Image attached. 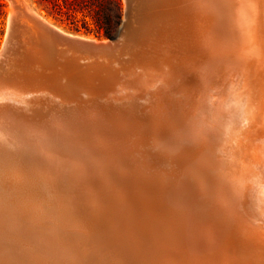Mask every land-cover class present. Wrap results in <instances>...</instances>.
Instances as JSON below:
<instances>
[{
    "label": "rangeland",
    "instance_id": "1",
    "mask_svg": "<svg viewBox=\"0 0 264 264\" xmlns=\"http://www.w3.org/2000/svg\"><path fill=\"white\" fill-rule=\"evenodd\" d=\"M119 1L121 3V13H120V18L118 20V25L116 26L114 24H116V21H117V19H116L117 11L113 6L109 5L104 0H26V2L29 4V6L32 8V10L37 15H39L40 17L47 20V22H49L51 25L55 26L56 28L60 29L61 31H63L66 34L73 35L76 37H81V38L88 39V40L106 41V40L114 37L115 34L117 33V31L120 29L123 21L126 23L127 19L129 18L127 26H130V28L132 27L131 28L132 32L128 36L129 39L127 40V43L125 45V48L127 47L128 49H126L120 57L113 59V61L110 63L109 66H106V65L102 66L100 69V74L98 72V74L93 77L95 79L93 81V84H90L89 82H87V84L85 82L83 83V81L79 79L78 82H80L82 89H76V90H78V92L77 91L76 92H77L78 96H81L80 94H83V95L88 94V96H86V98H83L86 100H88V97L90 94L88 105L91 106L90 107V108H92L91 111H94V112H96L97 110H100L102 107H103V109L107 108L108 105L109 106L110 105L111 106L112 105H119V104L123 103L124 101H125L124 104H127V105L128 104H130V105L134 104V108L130 107V108H124L122 110H118V111H116L117 112L116 117H113V118L111 116L109 117L108 116L109 114H102L100 117L98 116V118H95V119H92V118L85 119L84 120L85 121L84 122V124H85L84 128L80 127V129H79V127L78 128L76 127L75 129H66V130H64V131H66L65 133L64 132L60 133L55 129V127L52 126L51 122L55 121V120L51 116H48V117L36 116L33 118H29L28 120H22L21 121V120H19L18 117H14V114L11 112V109H13V108L15 109L16 106L13 107L12 105L11 106L9 105L10 106L9 107L7 105L6 107L5 106L3 107L2 111L4 110L5 112L4 111L2 112L3 121H2V119L0 121V149L2 150V151L0 150V153H2V154H0V158H1L0 161L2 162V163L0 162V166H1L0 167V195H3V197L2 196L0 197V208H1L0 209V234H1L0 235V254L2 253V255H0L1 256L0 260L3 259V260H1V261L5 262L3 264H6V263L7 264H29L30 262H31L30 264H42V263L43 264H80V263L81 264H95V263L96 264H109L108 261H110V260H112V261H110V264L111 263L118 264V262H121L119 264H122L123 262H124V264H139V263H141V264H169V263L173 264L174 261H175L174 264H177V263L178 264H234V262H235V264H251L249 261H251V260L253 261L252 257L254 256L255 260L260 261V262H258V264H264V247L262 248L263 251L260 250L258 245H256V244H254L252 248L246 247V242H244V241H247L248 238H252V237L248 236L247 234L246 235L242 234L241 231L239 232L237 230V228L233 229V232L227 231L226 230L227 225H226L225 221L223 220V217H221V212L218 211V213L216 214L215 212H217V211L213 212L212 210H210L211 207H212V209H215V207H213L211 205V204L214 205V201H213L212 197L211 198L209 197L211 195L209 193V190H210L209 187L212 185V187L215 186V188H217L218 182H217V178L215 176L216 175L215 169H214V167H211V162L208 161V159H206L204 155H201L198 150H195L196 147L194 149H191L193 146H192V142H191L190 138L197 136L199 134V132H198V129L192 123H190V124L187 123L189 120V116L191 114L189 115L190 110L189 109L186 110L184 105H188V103H190L189 100L191 99V94L193 93V91H195L196 89L202 91V92H199V91L197 92V90H196L194 92L195 94L197 93L199 95L200 93L202 94L204 92V90H203V87L201 88V86L199 84H198L199 85L198 88H197L198 85H196V84L192 85L193 88L195 87L196 89L188 87L190 85L187 84L184 76L180 75L181 73H179V71L181 72V70L197 71V68L199 66L198 61H197L198 64L196 66L191 65L190 57H192V56L188 55V54H190L189 52H188V54L182 53L181 55H177L178 50H179L178 47L180 46V43L183 40V35L181 34V33H183V30L180 27H179V29H177L178 27H176V28L172 29V32L170 31L171 35L168 34V32H166L164 30H160L159 37L157 38L156 36H154L153 22L154 21L156 23L160 22L163 25V23H165V21H166L165 16L163 17L165 11L168 10L167 11V21H168V17H171V15L173 13L171 11V9L166 7V0H132L131 4L133 6L132 5L130 6L131 7L130 11L128 10V13H127V15L129 17L126 16V18H125L126 0H119ZM84 2L93 3L94 7L84 8L85 5H87V3L84 4ZM77 3H78V5H75ZM82 3L84 5H82ZM0 5L2 6V10L4 12V16L0 21V50H1L4 46V43H5V36H6V31H7V24H8V18L10 15L11 4L8 0H0ZM154 6H156V8L159 10V12H160L159 16L153 15V7ZM161 6H164V8L162 10H160ZM194 11H196V9H194ZM195 13H198V12H195ZM107 16H109L113 22V27H112L113 30H112L110 37H105V29H103L104 26H102V24H105ZM142 16H144V17H142ZM98 22H100V24ZM127 29H128V27H127ZM176 30H178V32H175ZM151 31H153V32H151ZM164 36H167L166 38L167 39L170 38V40L166 39V41H163V39L161 37L165 38ZM194 37L195 36H192V37H190V39L192 40ZM161 40L163 41L162 43H167V41H168L172 45L175 44V45H177L176 46L177 48L174 49L173 51H171V50L162 51ZM154 41H156V43H154ZM159 43L161 46H159ZM192 43H194L193 44L194 48H197L196 47V40H193ZM138 44H139V46H138ZM149 47H151V48H149ZM141 48H143V49H141ZM129 51H131V52H129ZM126 52H128L129 54H127ZM125 57H128V58H125ZM166 58L169 59L170 61L166 60ZM133 59L136 61H134ZM137 60H139V61H137ZM167 62H170L171 64H167ZM34 64L35 63L30 61L28 65L30 67H32ZM131 64H133V65H131ZM35 65H37V64H35ZM127 65L129 67H127ZM133 66H134V68H133ZM150 66H151V68H150ZM161 66H163V67H161ZM131 68L134 70L135 73L133 72V70ZM161 68L163 70H165L166 72H168L170 74V77L168 78V82L164 84V88H165L166 92L165 91L161 92V94L162 93L163 94L160 96L159 95L157 96V94H159L161 89L158 90V88H157L158 86L154 85L152 77H153L154 73L158 72L157 69L162 70ZM143 69H144L145 73L143 72ZM147 70H148V72H147ZM35 71H34V73L29 74V75H27L28 73L26 72V75H27L26 77H29V79H26V80L19 79L18 83L16 82L13 84L11 82V78L12 79L15 78L14 77L15 71L14 70L9 71L8 69H6V71H4L2 76H4V75H5L4 77L8 76L7 79H9V77H10V82L13 84L11 86L12 87L15 86V89L10 87V89L7 91L6 89H1V87H0V99L2 96H7V97H14L15 96L14 99L16 98V100L18 99L21 101L23 99L22 94H25V93L29 92V90H32L34 88H37L36 89L37 91L43 92V89H45V88L43 85H41L40 81H38L40 75L37 74V71L36 72ZM137 71L139 72V74L140 73L141 74L140 75L137 74L138 73ZM146 72H147V74H146ZM127 76H128V78H127ZM150 77L152 79H150ZM18 78L19 77H18V74L16 72V78H15L14 82L16 80H18ZM112 80H113V82H111ZM107 81L109 84L107 83ZM173 81H175V82H173ZM177 81L182 84L181 87L176 86V84L178 83ZM184 81H185V83H184ZM172 84H174V85H172ZM51 85H50V87H51ZM83 87H84V89H83ZM169 87H170V89H169ZM18 89H20V90H18ZM85 89H87V91H85ZM82 90H84V91H82ZM80 91H82V92H80ZM119 92H123L124 95L122 93H119ZM113 93H114V95H113ZM119 94H121V95H119ZM125 94L133 96L134 101H132V100L129 101L130 99L128 100L127 98H125L124 97ZM109 95L110 96L112 95V96L110 97ZM117 95H119V96H117ZM105 96L107 99L105 98ZM199 96H201V95H199ZM115 99H117V101ZM178 99L181 100V104H182L180 111L177 108V104H176V101ZM166 100H171L172 102L169 103V105H167ZM106 101L108 102V104ZM110 102H111V104H109ZM126 102H128V103H126ZM5 103L11 104V102H5ZM161 103L163 105H165L168 110H170L172 112H177L179 115H181L183 117H174L172 115H169V116L158 118V116H156L155 114L159 109V104H161ZM94 104L96 107H94ZM229 105L230 104H228L227 107ZM8 107L9 108L12 107V108L9 109ZM227 107H226V109H227ZM144 109H146V110H144ZM6 112H8V113L5 114ZM124 112H126V113H124ZM127 113L130 114V118L125 116ZM186 115L188 116V119L184 118ZM7 116H9L10 118L8 119ZM12 116L14 119L12 118ZM117 119L120 121H118ZM5 120H7L10 123H8ZM125 120H129V122L133 123V125L129 126V124L126 123L127 121H125ZM19 122H20V125H18ZM28 122H30V123H28ZM96 122H97V124H96ZM154 122L162 123V125L159 124V126L162 128V130L157 129V127H155L153 125ZM13 123H14L15 128L14 129L8 128L7 125L13 126ZM104 123H106V124H104ZM136 123H139V124L136 125ZM149 123H151V124H149ZM187 124L190 125L191 128H190V126H187ZM137 126H139V127L143 126V127L139 128ZM16 127L18 129H16ZM40 127H43V130H39ZM31 128H33V130ZM34 128H35V130H34ZM26 129H27V131L28 130L29 131L27 132ZM106 129H108V130H106ZM113 129H116V130H113ZM17 130H18V132H17ZM37 130L40 131V133H37ZM104 130H105V133H104ZM159 130L162 132L159 133L158 132ZM12 131H14L16 134ZM197 132H198V134H197ZM84 133H85V135H84ZM87 133H89V135H87ZM8 135L11 136V140L14 143H9L10 138ZM13 136H14V138H13ZM118 136H120V137H118ZM4 137H6V138H4ZM7 137L9 139H7ZM60 138H62V139H60ZM118 138H120V139H118ZM3 139L4 140L7 139V140L3 141ZM64 139H66V140H64ZM220 140H221V138L219 139V141ZM7 141H8L9 145L7 144ZM107 142H108V144H107ZM48 143L49 144L51 143V144L49 145ZM223 143L221 145V148L223 147V145H226ZM70 144H71V146H70ZM10 145H12L13 147ZM149 145L153 148L152 150H151V147H149ZM153 145H155V146H153ZM158 145H159V148H157V149H159V150H157L155 148V147H158ZM20 146H22V147H20ZM139 146H141V147H139ZM148 147L150 150L148 149ZM160 147L162 149L164 148L167 152H163V154L159 153V151L160 152L164 151V150L160 149ZM19 148H21V149H19ZM16 149H18L19 151ZM30 149H31V151H30ZM212 149L213 150L217 149L218 151L220 150V148L217 145H215L214 148L212 147ZM52 150H53V152H52ZM126 150H128V151H126ZM17 151H18V153H17ZM225 151L226 150L224 148H222L220 152H221V156L224 157V161L225 160L227 161L226 165H228L229 167L235 166V168L233 169L232 172H234V173L237 172L238 169L235 165V159L236 158L234 156H232L230 153H227V155L224 156ZM21 152H23V153L21 154ZM74 152H76V153H74ZM157 152H158V154H160V156L158 154H154ZM25 154H26V156H25ZM94 154H95V156H94ZM190 154H194L195 160H194V158L192 159ZM154 155H158L157 156L158 158L155 157ZM19 156H21L22 159ZM113 157H115V158H113ZM155 158H157V159L154 160ZM197 158L201 162H203L204 164L206 161V164H207L206 167L209 169V173L211 172L210 177L213 179L210 180L211 184H209L208 186H206L207 184L198 183L200 181L198 180V176H197L198 171H197L196 166L199 165L198 161H196ZM4 159L8 160V161H5ZM77 159L78 160L80 159V160L78 161ZM13 161H14V163H12ZM43 161H45V162H43ZM62 161H63V163H62ZM80 161H82V162H80ZM108 161H109V163H108ZM147 161H148V163H147ZM24 162H25V164H24ZM38 162H39V164H37ZM42 162H43V164H42ZM232 162H234V163L232 164ZM80 163H81V165H80ZM33 164L38 165V167L37 166L34 167ZM41 165H43V168ZM87 165L88 166L90 165V166L88 167ZM7 166H9V167L7 168ZM15 166H16V168H15ZM112 166H113V168H112ZM238 166L240 167V165H238ZM70 167L72 168L73 171H71ZM194 167H196V168H194ZM2 168H5V169H2ZM40 168H41V170H40ZM9 169H11V171ZM110 169L114 170V171H111ZM4 170H6V171H4ZM31 170H33V171H31ZM99 170H101V171H99ZM103 170H105L104 171L105 173L103 172V174H101ZM106 170H108V171H106ZM109 170L113 174H111V173L107 174L109 172ZM228 170H229V168H228ZM181 171L184 173L183 175L179 174V173H181ZM21 172H23V173H21ZM37 172L40 174H38ZM44 172L45 173L48 172V174H46L47 176L44 174ZM55 172H57V173H55ZM185 172H186V174H185ZM10 173H11V175H10ZM35 173H36V175H35ZM42 173H43V175L41 176ZM23 174H24V176H23ZM49 174H51V175H49ZM79 174H80V176H79ZM97 174L98 175L100 174V175L98 176ZM167 175L168 176L170 175V176L167 177ZM185 175H187V177H185ZM30 176H32V177H30ZM48 176H49V178H48ZM229 176H231V175H229ZM10 177H11V180L15 179V181L10 182V180H9ZM52 177L55 178V180H53ZM110 177H111V180H110ZM192 177H194V178H192ZM196 177H197V179H196ZM30 178H32L34 180H32ZM60 178H62V179H60ZM90 178H92V179L90 180ZM127 178H128V180H127ZM227 178L228 177H223L222 185H225L226 182L230 181ZM49 179H51L50 180L51 183L49 182ZM18 180H19V183H18ZM56 180H57V182H56ZM81 180L83 183H85V185L86 184L87 185L85 186L81 182ZM113 180H116V181H113ZM122 180H124V183ZM8 181H9V183H8ZM24 181H25V183H24ZM32 181H33V184H31ZM42 181L43 182L45 181V183H43ZM73 181L74 182L79 181V182L74 183ZM117 181H119V183ZM166 181H168V182H166ZM192 181L196 182V183L194 182V185H196L197 183L199 184V185H196L198 188H196V186H194V185L192 186V184H193ZM21 182L25 184V185H23V184L22 185L25 186L26 188H24L21 185ZM34 182H36V183L34 184ZM71 182H72V184H71ZM1 183H4V184H2L3 186H1ZM63 183L64 184L66 183V184L64 185ZM80 183L83 184L84 188H83V186L77 187V185H82ZM115 183H117V184H115ZM9 184L12 186H10ZM119 184H122V185H119ZM28 185H30V187H28ZM73 185L76 186L78 188V190H75L76 188ZM128 185H129V187H128ZM118 186H120V188ZM257 186H258V183H257ZM13 187L16 190V193H15ZM104 187L106 188V190ZM50 188H52V189H50ZM80 188L85 190L84 194H83L84 191L83 190L80 191L81 190ZM116 188L119 190V193H118ZM204 188L206 190H204ZM226 188H228V187H226ZM17 189H18V191H17ZM26 189H28V190H26ZM192 189H194V192L196 194L193 192ZM23 190H25V192ZM19 191H21V192H19ZM39 191L43 195L41 193H39ZM52 191H54V192H52ZM57 192H59V193H57ZM197 192L200 195L199 196L200 199L202 198L201 200L199 199ZM204 192L205 193L207 192L206 193L207 195L205 194L207 199L205 197H203ZM77 193L81 194L78 196L79 199L77 197H75L78 195ZM108 193L111 195H109ZM66 194H68V195H66ZM74 194H75V196H74ZM261 194L264 196L263 193H261ZM37 195H39V196L41 195L42 197L44 196L43 198L40 196V198H42V201L39 198V196H37ZM113 195H115V196H113ZM135 195H137V196L135 197ZM163 195H165V196H163ZM195 196H196V198H195ZM47 197H48V199H47ZM15 198H17V199H15ZM95 198H97V199H95ZM131 198H132V200H131ZM204 198L206 200H208V202L210 203V206H209L208 202L205 203L206 200ZM43 199H47V200H43ZM68 199H69V201H68ZM81 199L84 201L86 200V201L84 202ZM110 199H112V200H110ZM74 200H76V201H74ZM89 200H90V203L88 202ZM216 200L218 202L222 203V204L216 205L217 208L220 206L218 209L221 208L223 210V212L226 213V214L224 213L225 216L230 214L231 211L227 207H225V205L223 204L224 203L223 196L222 197L218 196ZM43 201H44V203H42ZM47 201L49 203L46 205L45 202L47 203ZM67 201L69 203H67ZM72 201H73L74 205L71 203ZM95 201L98 205L97 204L93 205V203H95ZM201 201H203L204 206L206 205L204 208L205 211L207 212L210 210L209 213L207 212V214H206L205 211L202 210L204 206L202 205L203 203ZM225 201H227V200H225ZM18 202H19V204H18ZM64 202H65V204H64ZM87 202L89 203V205L87 204ZM117 202H119V203H117ZM50 203H51V206H53V205L55 206V207L53 206V208H55L54 210H56L55 213L57 212L58 209H60V210H58V213H59V211L61 213L53 214L52 212L54 210L51 209L52 207H50V205H49ZM60 203H61V205H60ZM106 203L109 205H107ZM41 204H43V205H41ZM66 204H67V206H65ZM75 204L77 205V208H76ZM90 204H91V206H90ZM207 204H208V206H207ZM63 205H64V207H63ZM116 205H117V207H116ZM40 206H41V208H40ZM42 206H45V208L50 207L49 210H51L50 212L52 214H50L48 209H45ZM83 206H84V208H83ZM137 206H139V207H137ZM27 207H28V209L29 208L30 209L28 210ZM98 207H100V208H98ZM136 207H137V209H136ZM262 207H264V205ZM5 208H6V210H4ZM117 208H118V211H117ZM127 208H129V209L127 210ZM217 208H216V210H217ZM16 209L21 211V213L20 212L18 213V211H16ZM32 209H34L35 212H34V210L32 211ZM90 209H92V211H94V213ZM122 209L124 210L123 213L125 212V215L122 213ZM3 210H4V212L6 211L7 213L6 212L4 213ZM12 210H13V213H10ZM61 210H64V211H61ZM88 210H90L91 212L89 213ZM136 210H137V212H135ZM1 211H2V213H1ZM65 211H67V212H65ZM36 212H38V213H36ZM101 212H103L104 214ZM131 213H132V215H131ZM133 213H134V215H133ZM12 214L13 215L15 214V215L13 216ZM63 214H64V216H63ZM129 214H130V216H129ZM158 214H159V216H158ZM24 215H25V217H24ZM30 215H31V217H30ZM43 215L45 217H43ZM49 215H50V217H49ZM58 215H59V217H57ZM111 215L114 218L113 220H112ZM149 215H151V216H149ZM161 215H163V216H161ZM28 216L30 218H28ZM95 216H96V218H95ZM125 216H127V217H125ZM19 217L21 218V220ZM36 217L39 219H37ZM123 217L125 219H127L126 222H125V219H123ZM130 217L131 218L133 217V218L131 219ZM9 218H10V220H9ZM51 218L54 222L50 220ZM62 218H63V220H62ZM128 218H129V220H128ZM134 218H135V221L133 220ZM227 218H229V220L231 221V224L233 226H235L236 223L238 222V221H233L231 219V215ZM233 218H234V216H233ZM48 219H49V221H48ZM110 219H111V221H110ZM118 219H120V220H118ZM140 219H141V221H140ZM185 219H187V220H185ZM114 220L116 222H114ZM144 221H146V222H144ZM92 222H94V224ZM111 222H112V226H111ZM21 223H23V224H21ZM40 223L41 224L43 223V224L40 225ZM50 223H51V225H50ZM59 223L61 224V226L60 225L58 226V230H60V231H58L56 229L57 225ZM71 223H72V225H71ZM130 223L132 224L133 227H130L131 226ZM54 224L56 226H54ZM86 224L88 225L87 227H86ZM96 224H98V225H96ZM93 225H94V227H93ZM48 226H50V227H48ZM108 226H111L112 228L108 227ZM219 226H221V227L218 228ZM52 227H55V228H52ZM62 227H63V230H62ZM49 228H51V229H49ZM64 228H65V230H64ZM123 228L125 229V231L123 230ZM153 228H155V229H153ZM221 228H223V229H221ZM250 228H251V226H250ZM250 228H248L246 230L250 231ZM92 229H94V230H92ZM33 230H35V232H33ZM92 231H94V232H92ZM56 232H57L58 236H55ZM103 232H105V233H103ZM110 232H112V233L110 234ZM222 232H224L225 234ZM86 233H88V234H86ZM94 233L96 234V236ZM119 233H120V235H118ZM221 233L223 235H221ZM230 233L232 235L233 234L236 235V237H238V238L236 239V237L234 235L231 236ZM9 234H11V235L9 236ZM17 234H19V235H17ZM82 234H85V236ZM89 234H91V235H89ZM112 234H115L117 237L115 235L113 236ZM131 234H132V236H131ZM159 234H160V236H159ZM31 235H33V237ZM229 235H230L231 239H230ZM119 236L121 237V239L122 238L125 239V241L123 242V239H122V241L120 242L121 239L120 240L117 239V238H120ZM27 237L29 239H27ZM58 237H60L61 239ZM113 237H114V239H113ZM32 238H34V240ZM82 238L85 240L84 241L85 244L84 243L82 244L84 246L81 245V243L83 242ZM89 238H90V240H89ZM94 238L98 242L95 241ZM24 239L25 240L27 239V240L25 241ZM55 239H57V241L60 239V241L59 242H56V241L53 242ZM127 239L130 242L129 244H132V246L127 244L128 245V247H127V245L125 244L128 242ZM139 239H141V242H139L140 241ZM86 240H87V242H86ZM220 240H222V241H220ZM234 240L235 241L237 240V243ZM27 241H31L32 243L30 242V244L32 246ZM33 241H35V242H33ZM36 241H38V242H36ZM61 241L63 243H60ZM88 241H90V243ZM112 242H113V244H111ZM221 242H223V244ZM21 243H24V244H21ZM55 243H57L58 245H56ZM137 243L139 246L141 245L140 246L141 248L139 246H136ZM152 243H153V246H151ZM45 244H47V245H45ZM53 244H55V245L53 246ZM99 244H101V245H99ZM116 244H119L121 247L116 245ZM8 245H9V247H8ZM13 245L17 246V247H14ZM90 245H92L94 247L91 248ZM133 245H135L136 247L134 248ZM225 245L227 246L229 251H226L227 248L225 249V247H226ZM50 246H52V247H50ZM231 246H232V248H230ZM18 247H19V249H18ZM34 247H36V248H34ZM115 247H117L118 249ZM119 247L122 250H120ZM138 247H139V249H142V250L138 251L137 250ZM145 247H146V249H144ZM97 248L99 249V251ZM103 248H104V250H102ZM128 248H131V249L134 248L133 250L130 249V255H126L129 253ZM25 249H27V250H25ZM91 249H92V251H91ZM123 249H125V250L127 249L128 251L125 252V250H123ZM231 249H233V250L231 251ZM45 250H46V253H45ZM113 250H114V252H112ZM145 250H146V253L144 255ZM170 250H172L170 252L171 254L169 253ZM177 250H179V251H177ZM132 251H133V254L135 256L131 253ZM147 251H148V253H147ZM30 252H33V253L31 254ZM5 253H6V255H5ZM83 253H84V255H82ZM141 253H143L144 256L140 255ZM227 253H228V257H225V256H227L226 255ZM38 254H40V257H38L39 256ZM164 254H167V255H164ZM146 255H147V258L149 257L150 259L148 258L145 260ZM151 255H154V256L152 257ZM190 255H192V256H190ZM240 255L242 256V258L240 257ZM45 256H46V258H45ZM94 256H95V258H94ZM129 256H131L133 258H131ZM115 257H117V258L115 259ZM124 257L125 258L128 257L129 260L131 261V263H130V261H128V258H126L127 260L122 259ZM194 257L197 260H195ZM165 258H166V260H165ZM226 258H228V259L226 260ZM238 258H239V263L237 261ZM6 259H8V260H6ZM9 259H10V261H9ZM104 259H106V260H104ZM42 260H44V261L42 262ZM73 260H74V262H73ZM0 263L2 264V262H0Z\"/></svg>",
    "mask_w": 264,
    "mask_h": 264
},
{
    "label": "bare ground",
    "instance_id": "2",
    "mask_svg": "<svg viewBox=\"0 0 264 264\" xmlns=\"http://www.w3.org/2000/svg\"><path fill=\"white\" fill-rule=\"evenodd\" d=\"M11 4V9H10V16H13L14 14H20L22 16V19L24 22H26L28 24V27H30L32 30L27 29V33L30 34V36H32V38H35L34 34L36 33V29L32 26L33 25V19H37L39 22H41L43 25L49 26L53 29H55V31H57L59 34L61 35H66L68 36L69 34L64 33L63 31H61L60 29L56 28L55 26L51 25L49 22H47V20H45L44 18L40 17L39 15H37L32 8L29 6V4L26 2V0H8ZM169 2V3H168ZM145 4V3H144ZM130 5H132L130 3ZM133 6V5H132ZM140 6V5H139ZM166 7L171 9V11L173 12L171 17H168V21H167V11H165L163 17L165 16V23H163V25L160 22H153V29H154V36H156L157 38L159 37V32L160 30H164L166 32H168V34H170V31L172 32V29L178 27L177 29H179V27L183 30V33H181L183 35V40L180 43V46L178 47V54L177 55H181L182 53H187L188 52L190 54H188L190 57V61H191V65L196 66L199 63V66L197 68V71L194 70H181V72L179 71V73H181L180 75H183L187 84L190 85L188 87L193 88V84L196 85H200L201 88L203 87L204 92L199 95L197 93L195 94L194 92L197 90V92H202L198 89H196L195 87V91H193V93L191 94V99L189 100L190 103H188V105H184V107L190 110L189 112V120H188V124L192 123L197 129V136L195 137H191L190 140L192 142V148L195 150H198L200 152L201 155H204L206 159H208V161L211 162V167H214L215 169V173H216V178H217V184L218 187L215 188L212 187V185L209 187V193L211 194L209 197L213 199L214 201V205L211 204L213 207H215V209H211L213 212H215L216 214L218 213V211L221 212V217H223V220L226 223V230L229 232H233V229L237 228V230L244 235H248L252 238H248L246 242V247H253L254 244L258 245L259 249L262 250V248L264 247V207H262L264 205V196L261 194H264V0H166ZM156 6L153 7V15L155 16H159L160 12L159 10L156 8ZM164 8V6L160 7V10H162ZM194 9H196V11H194ZM139 10V9H138ZM198 12V13H195ZM141 13V12H140ZM128 16V15H127ZM144 17V16H142ZM129 19V18H128ZM128 19L126 24V28L128 27V29L124 28V33H130L132 32L130 26H127L128 24ZM172 21V22H171ZM152 29V30H153ZM10 30V27H9ZM151 30V29H150ZM128 31V32H127ZM153 32V31H151ZM175 32H178V30H176ZM130 33L127 35L126 34V39L124 40V45L122 47V49L115 55L113 56H105L102 58H90L89 60H84L86 63H88L85 67L86 69V75L85 73H83L82 75H76L78 79L82 80L83 83L85 82L87 84V82H89L90 84H93V81L95 80L93 77L96 76L99 72L100 74V69L102 66L106 65L109 66L110 63L113 61V59L120 57L123 52L128 49L127 47L125 48V45L127 43V40L129 39L128 36L130 35ZM165 35V34H164ZM171 35V34H170ZM73 35H71L72 37ZM168 36V35H167ZM165 38L161 37L163 39V41H166V37ZM195 36L192 40L190 39V37ZM76 37V36H75ZM74 38V37H73ZM82 40H86V41H94V40H88V39H84L79 37ZM173 38V37H172ZM170 40V38H168ZM167 39V40H168ZM139 40V39H138ZM141 40V39H140ZM196 40V47L194 48L192 41ZM36 41V38H35ZM135 41V40H134ZM161 40V49L162 51H166V50H171L173 51L174 49H176L177 45H172L170 44L168 41L167 43H162L163 42ZM136 43V42H135ZM142 43V42H141ZM154 43H156V41H154ZM174 43V42H173ZM13 44V48L9 49L8 52V56H10V59H8V67L6 69H8L9 71L12 70H16V72H18V68L21 67H26L29 62H33L37 65H33L32 67H30L29 65L26 67V69L28 70L29 74L34 73V71H37V74L40 75L39 80L41 85L44 86L45 89H43L44 93H39L36 96H26L25 94L23 96V99L20 100H16V98L14 99V97H7V96H2L0 99V121L2 119V109L5 106H13L15 107V109H11V112L14 114V117H18L19 120H28L29 118H33L36 116H51L55 121H52V126L55 127V129L58 132H66L64 130L66 129H75L76 127L80 129V127L84 128L85 124H84V120L85 119H95L98 118V116L100 117L102 114H109L108 116L110 117H116V111L118 110H122L124 108H130L133 107L134 108V104L130 105V104H124L121 103L119 105H108L107 108L103 107L100 110H97L96 112L91 111L92 108H90L91 106L88 105L89 102V97L88 100L83 99L86 98V96H88V94H80L81 96H78L77 92L78 90H76L74 93V95H70V96H62V95H55L54 92H50L51 90L57 88V84L59 82V78L64 77L65 81L67 82H72L74 77L72 76V74L65 72L64 71V67L65 65L61 62H65L63 60L64 57L66 56H62V61L58 62L61 63L59 64V69L60 70H51V68H46L44 67V65L42 64L46 59V56L44 57V52L41 50V44L39 43V46H37L36 48L33 49L32 51H26L23 50L20 46H18V42L16 38H7L5 40L4 46L2 48V51H7L9 47H11V45ZM159 43V46H161ZM133 46V45H132ZM136 46V45H135ZM139 46V44H138ZM141 46V45H140ZM62 48V47H61ZM135 48V47H134ZM151 48V47H149ZM60 49V46H59ZM143 49V48H141ZM140 49V50H141ZM195 49V50H194ZM198 52H197V51ZM63 51V50H62ZM132 51V50H131ZM129 51V52H131ZM138 51V50H137ZM149 51V50H148ZM156 52V51H155ZM6 53V52H5ZM63 53V52H61ZM127 54H129L128 52H126ZM146 53V52H145ZM144 53V54H145ZM41 54L43 55L41 58ZM153 54V53H152ZM133 55V54H132ZM131 55V56H132ZM136 55V54H135ZM154 55V54H153ZM44 57V58H43ZM129 57V56H128ZM125 57V58H128ZM133 57V56H132ZM197 57V58H196ZM84 59H86L85 57H83ZM124 58V59H125ZM148 58V57H147ZM50 59V58H49ZM70 60V59H68ZM134 60V59H133ZM166 60L170 61L169 59L166 58ZM136 61V60H134ZM139 61V60H137ZM147 61V60H146ZM187 61V60H186ZM198 61V63H197ZM28 62V64H27ZM51 59L48 60V65L52 64L51 63ZM70 62H72L70 60ZM142 62V61H141ZM7 63V64H8ZM123 63V62H122ZM139 63V62H138ZM157 63V62H156ZM115 64V63H114ZM120 64V63H119ZM130 64V63H129ZM137 64V63H136ZM167 64H171L170 62H167ZM133 65V64H131ZM161 65V64H160ZM165 65V64H164ZM1 66V65H0ZM192 66V67H193ZM56 67V69L58 68ZM127 67H129L127 65ZM163 67V66H161ZM178 67V66H177ZM119 68V67H118ZM134 68V66H133ZM151 68V66H150ZM179 68V67H178ZM132 69V68H131ZM137 69V68H136ZM162 69V68H161ZM1 70V69H0ZM133 70V69H132ZM6 71V70H5ZM35 71V72H36ZM158 72L153 74V83L155 86H158V90H160L159 94H157V96L162 95L161 92L165 91L164 88V84L168 82V78L170 77V74L168 72H166L165 70H159L157 69ZM4 72V71H3ZM27 72V71H26ZM25 72V73H26ZM84 72V70H83ZM125 72V71H124ZM134 72V70H133ZM138 72V71H137ZM144 72V69H143ZM148 72V70H147ZM146 72V74H147ZM123 73V72H122ZM127 73V72H126ZM135 73V72H134ZM145 73V72H144ZM27 74V75H29ZM105 74V73H104ZM125 74V73H124ZM132 74V73H131ZM139 74V72L137 73ZM141 74V73H140ZM139 74V75H140ZM26 75V76H27ZM5 76V75H4ZM82 76V77H81ZM103 77V76H102ZM101 77V78H102ZM130 77V76H129ZM28 78V77H27ZM27 78H25L24 80H26ZM128 78V76H127ZM150 77V79H152ZM173 78V77H172ZM10 79V77H9ZM130 79V78H129ZM182 81V80H181ZM113 82V80L111 81ZM115 82V81H114ZM136 82V81H135ZM175 82V81H173ZM178 82V81H177ZM108 83V81H107ZM117 83V82H116ZM185 83V81H184ZM22 84V83H21ZM52 84V85H51ZM109 84V83H108ZM115 84V83H114ZM13 85V84H12ZM51 85V87H50ZM135 85V84H134ZM133 85V86H134ZM174 85V84H172ZM171 85V86H172ZM184 85V84H183ZM195 85V86H196ZM199 85L197 86V88L199 87ZM122 86V85H121ZM177 87H181L182 84L181 83H177L176 84ZM192 86V87H191ZM15 89V86H13ZM91 87V86H90ZM153 87V86H152ZM24 88V87H23ZM32 88V87H31ZM189 88V89H190ZM193 88V89H194ZM82 89V88H81ZM84 89V88H83ZM163 89V90H162ZM170 89V87H169ZM178 89V88H177ZM27 90V89H26ZM126 90V89H125ZM30 91V90H29ZM84 91V90H82ZM80 91V92H82ZM124 91V90H123ZM40 92V91H39ZM166 92V91H165ZM20 93V92H19ZM29 93V92H28ZM112 93V92H111ZM110 93V94H111ZM122 93L124 95L123 92H119ZM108 95V94H107ZM114 95V93H113ZM121 95V94H119ZM117 95V96H119ZM110 96V95H109ZM112 96V95H111ZM110 96V97H111ZM149 96V95H148ZM95 97V96H94ZM125 98H127L129 101H134L133 96H130L128 94H125L124 96ZM106 98V96H105ZM167 98V97H166ZM104 99V98H103ZM107 99V98H106ZM109 100V99H108ZM117 101V99H115ZM153 100V99H152ZM121 101V100H120ZM5 102H11V104H6ZM102 102V101H101ZM107 102V101H106ZM144 102V101H143ZM171 100H166L167 105H169V103H171ZM198 102V103H197ZM13 103V104H12ZM95 103V102H94ZM100 103V102H99ZM128 103V102H126ZM142 103V102H141ZM91 104V103H90ZM97 104V103H96ZM101 104V103H100ZM108 104V102H107ZM111 104V102L109 103ZM115 104V103H114ZM140 104V103H139ZM177 104V108L179 109V111L181 110V100L178 99L176 101ZM175 104V105H176ZM230 104L228 107L227 105ZM99 106V105H98ZM94 107L95 104H94ZM144 107V106H143ZM227 107V109H226ZM141 108V107H140ZM5 109V108H4ZM112 109V110H111ZM143 109V108H142ZM148 109V108H147ZM7 110V109H6ZM88 110V111H87ZM140 110V109H139ZM146 110V109H144ZM87 111V112H86ZM138 111V110H137ZM5 112V111H4ZM123 112V111H122ZM185 112V111H184ZM8 112H6L5 114H7ZM126 113V112H124ZM139 113V112H138ZM153 113V112H152ZM132 114V113H131ZM143 114V113H142ZM149 114V113H148ZM144 115V114H143ZM156 116L159 117H165V116H169L172 115L174 117H183L181 115H179L177 112H172L170 110L167 109V107L165 105H163L162 103L159 104V109L155 114ZM193 115V116H192ZM120 116V115H119ZM125 116L130 118V114L127 113ZM134 116V115H133ZM8 119L10 118L9 116H7ZM132 117V116H131ZM191 117V118H190ZM4 118V117H3ZM6 118V117H5ZM13 118V116H12ZM135 118V117H134ZM157 118V117H156ZM185 119H188V116L186 115L184 117ZM14 119V118H13ZM120 119V118H119ZM31 120V119H30ZM34 120V119H33ZM109 120V119H108ZM107 120V121H108ZM118 120V119H117ZM135 120V119H134ZM3 121V119H2ZM7 121V120H5ZM10 121V120H9ZM13 121V120H12ZM17 121V120H16ZM92 121V120H91ZM106 121V122H107ZM120 121V120H118ZM127 121L126 123L129 124V126L133 125V123L129 122V120H125ZM151 121V120H150ZM153 121V120H152ZM8 122V121H7ZM149 122V121H148ZM10 123V122H8ZM12 123V122H11ZM22 123V122H21ZM30 123V122H28ZM48 123V122H47ZM89 123V122H88ZM142 123V122H141ZM152 123V122H151ZM149 123V124H151ZM37 124V123H36ZM97 124V122H96ZM106 124V123H104ZM139 123H136V125ZM159 124L162 125V123H156L154 122V126L157 127V129H161L162 128L159 126ZM166 124V123H165ZM187 126H190L188 125ZM20 125V122L19 124ZM91 125V124H90ZM108 125V124H107ZM127 125V124H126ZM174 125V124H173ZM3 126V125H2ZM8 128L10 129H14V123L13 126L12 125H7ZM49 126V125H48ZM98 126V125H97ZM145 126V125H144ZM147 126V125H146ZM149 126V125H148ZM186 126V125H185ZM37 127V126H36ZM88 127V126H87ZM86 127V128H87ZM108 127V126H107ZM139 127V126H137ZM143 126H140L139 128H142ZM184 127V126H183ZM5 128V127H4ZM7 128V127H6ZM45 128V127H44ZM92 128V127H91ZM106 128V127H105ZM113 128V127H112ZM185 128V127H184ZM191 128V126H190ZM189 128V129H190ZM16 129H18L16 127ZM28 129V128H27ZM26 129V131H27ZM33 130V128H31ZM93 129V128H92ZM195 129V128H194ZM4 130V129H3ZM21 130V129H20ZM35 130V128H34ZM39 130H43V127H40ZM108 130V129H106ZM116 130V129H113ZM136 130V129H135ZM143 130V129H142ZM184 130V129H183ZM182 130V131H183ZM8 131V130H7ZM22 131V130H21ZM29 131V130H28ZM27 131V132H28ZM100 131V130H99ZM111 131V130H110ZM179 131V130H178ZM185 131V130H184ZM190 131V130H189ZM14 132V131H12ZM11 132V133H12ZM18 132V130H17ZM42 132V131H41ZM48 132V131H47ZM55 132V131H54ZM114 132V131H113ZM131 132V131H130ZM134 132V131H133ZM159 133H161L162 131H158ZM186 132V131H185ZM15 133V132H14ZM24 133V132H23ZM30 133V132H29ZM37 133H40V131L37 130ZM46 133V132H45ZM74 133V132H73ZM90 133V132H89ZM89 133H87V135H89ZM105 133V130H104ZM118 133V132H117ZM132 133V132H131ZM141 133V132H140ZM139 133V134H140ZM158 133V134H159ZM180 133V132H179ZM228 133V134H227ZM16 134V133H15ZM67 134V133H66ZM65 134V135H66ZM80 134V133H79ZM23 135V134H22ZM71 135V134H70ZM85 135V133H84ZM103 135V134H102ZM113 135V134H112ZM227 135V136H226ZM5 136V135H4ZM7 136V135H6ZM10 138V142L9 143H14L11 140V136L8 135ZM17 136V135H16ZM25 136V135H24ZM77 136V135H76ZM92 136V135H91ZM107 136V135H106ZM179 136V135H178ZM177 136V137H178ZM181 136V135H180ZM18 137V136H17ZM66 137V136H65ZM114 137V136H113ZM120 137V136H118ZM175 137V136H174ZM6 138V137H4ZM7 137V139H9ZM14 138V136H13ZM16 138V137H15ZM107 138V137H106ZM125 138V137H124ZM221 138V140L219 141V139ZM5 139V140H7ZM62 139V138H60ZM110 139V138H109ZM117 139V138H116ZM120 139V138H118ZM3 139V141H5ZM66 140V139H64ZM17 141V140H16ZM27 141V140H26ZM29 141V140H28ZM46 141V140H45ZM60 141V140H59ZM108 141V140H107ZM30 142V141H29ZM174 142V141H173ZM224 142V143H223ZM5 143V142H4ZM21 143V142H20ZM26 143V142H25ZM46 143V142H45ZM52 143V142H51ZM50 143V144H51ZM223 145L222 148H224L226 151L224 152V156L227 155V153H230L232 156H234L235 159V165L237 167V172H232L233 169L235 168V166L229 167L228 165H226L227 161H224V157L221 156V145ZM8 144V141H7ZM22 144V143H21ZM31 144V143H30ZM37 144V143H36ZM49 144V143H48ZM49 144V145H50ZM57 144V143H56ZM108 144V142H107ZM112 144V143H111ZM156 144V143H155ZM217 145L220 150L218 151L217 149H212V147L214 148L215 145ZM6 145V144H5ZM9 145V144H8ZM54 145V144H53ZM103 145V144H102ZM117 145V144H116ZM160 145V144H159ZM155 147L156 149L159 148ZM211 145V146H210ZM214 145V146H213ZM12 146V145H10ZM44 146V145H43ZM48 146V145H47ZM69 146V145H68ZM67 146V147H68ZM71 146V144H70ZM155 146V145H153ZM13 147V146H12ZM18 147V146H17ZM22 147V146H20ZM141 147V146H139ZM149 147H151L149 145ZM148 147V149H149ZM15 148V147H14ZM71 148V147H70ZM21 149V148H19ZM58 149V148H57ZM130 149V148H129ZM153 148L151 147V150ZM160 149H162L160 147ZM1 150V149H0ZM18 150V149H16ZM109 150V149H108ZM111 150V149H110ZM113 150V149H112ZM150 150V149H149ZM159 150V149H157ZM164 150V151H162ZM159 153L163 154V152H167L164 148L162 149ZM2 151V150H1ZM5 151V150H4ZM19 151V150H18ZM17 151V153H18ZM31 151V149H30ZM128 151V150H126ZM8 152V151H7ZM14 152V151H13ZM46 152V151H45ZM53 152V150H52ZM66 152V151H65ZM72 152V151H71ZM136 152V151H135ZM223 152V151H222ZM9 153V152H8ZM23 152H21L22 154ZM76 153V152H74ZM83 153V152H82ZM91 153V152H90ZM2 154V153H0ZM15 154V153H14ZM20 154V153H19ZM29 154V153H28ZM89 154V153H88ZM154 154H158L154 153ZM42 155V154H41ZM58 155V154H57ZM115 155V154H114ZM160 156V154H158ZM158 155H154L155 157H157ZM26 156V154H25ZM95 156V154H94ZM190 156L192 157V159L195 157L194 154H190ZM21 159L22 157L19 156ZM36 157V156H35ZM60 157V156H59ZM14 158V157H13ZM12 158V159H13ZM37 158V157H36ZM115 158V157H113ZM123 158V157H122ZM121 158V159H122ZM158 158V157H157ZM157 158H155L154 160H156ZM1 159V158H0ZM19 159V158H18ZM31 159V158H30ZM120 159V158H119ZM153 159V158H152ZM5 160V159H4ZM11 160V159H10ZM34 160V159H33ZM43 160V159H42ZM53 160V159H52ZM64 160V159H63ZM76 160V159H75ZM78 160V159H77ZM80 160V159H79ZM78 160V161H79ZM98 160V159H97ZM153 160V161H154ZM195 160V158H194ZM8 161V160H5ZM20 161V160H19ZM32 161V160H31ZM41 161V160H40ZM46 161V160H45ZM43 161V162H45ZM89 161V160H88ZM91 161V160H90ZM119 161V160H118ZM199 165H197V176H198V180L201 184H207L206 186H208L210 183V180L213 179L210 177L211 172L209 173V169L206 167V161L205 164L203 162H201L198 158L197 160ZM1 162V161H0ZM36 162V161H35ZM42 162V164H43ZM60 162V161H59ZM82 162V161H80ZM146 162V161H145ZM2 163V162H1ZM14 163V161L12 162ZM33 163V162H32ZM63 163V161H62ZM61 163V164H62ZM84 163V162H83ZM90 163V162H89ZM109 163V161H108ZM114 163V162H113ZM148 163V161H147ZM153 163V162H152ZM234 162H232L233 164ZM18 164V163H17ZM25 164V162H24ZM29 164V163H28ZM31 164V163H30ZM39 164V162L37 163ZM9 165V164H8ZM34 165V164H33ZM81 165V163H80ZM114 165V164H113ZM119 165V164H118ZM201 165V166H200ZM240 165V167L238 166ZM10 166V165H9ZM7 166V168L9 167ZM38 165H34V167ZM43 168V165H41ZM64 166V165H63ZM62 166V167H63ZM88 166V165H87ZM90 166V165H89ZM88 166V167H89ZM1 167V166H0ZM3 167V166H2ZM13 167V166H12ZM65 167V166H64ZM192 167V166H191ZM194 167V168H196ZM16 168V166H15ZM18 168V167H17ZM22 168V167H21ZM25 168V167H24ZM23 168V169H24ZM47 168V167H46ZM52 168V167H51ZM66 168V167H65ZM71 168V167H70ZM74 168V167H73ZM113 168V166H112ZM229 168V170H228ZM5 169V168H2ZM39 169V168H38ZM59 169V168H58ZM11 171V169H9ZM41 170V168H40ZM111 170V169H110ZM107 173L110 174L111 172ZM231 170V171H230ZM6 171V170H4ZM33 171V170H31ZM36 171V170H35ZM50 171V170H49ZM71 171L72 168H71ZM101 171V170H99ZM105 170L102 171L101 174H103ZM108 171V170H106ZM114 171V170H111ZM24 172V171H23ZM21 172V173H23ZM41 172V171H40ZM54 172V171H53ZM33 173V172H32ZM38 173V172H37ZM57 173V172H55ZM73 173V172H72ZM105 173V172H104ZM193 173V172H192ZM40 174V173H38ZM44 174H48V172H44ZM59 174V173H58ZM113 174V173H111ZM180 175H183L184 173L181 171V173H179ZM186 174V172H185ZM9 175V174H8ZM11 175V173H10ZM36 175V173H35ZM43 175V173L41 174V176ZM51 175V174H49ZM82 175V174H81ZM98 175V174H97ZM100 175V174H99ZM98 175V176H99ZM191 175V174H190ZM231 175V176H229ZM24 176V174H23ZM47 176V175H46ZM56 176V175H55ZM80 176V174H79ZM78 176V177H79ZM133 176V175H132ZM170 176V175H169ZM167 175V177H169ZM189 176V175H188ZM22 177V176H21ZM32 177V176H30ZM96 177V176H95ZM112 177V176H111ZM110 177V180H111ZM129 177V176H128ZM158 177V176H157ZM163 177V176H162ZM185 177H187V175H185ZM223 177H228L227 179L230 180L229 182H226L225 185H222L223 182ZM23 178V177H22ZM34 178V177H33ZM49 178V176H48ZM77 178V177H76ZM125 178V177H124ZM194 178V177H192ZM27 179V178H26ZM32 179V178H30ZM46 179V178H45ZM53 180H55V178L52 177ZM62 179V178H60ZM64 179V178H63ZM92 178H90L91 180ZM95 179V178H94ZM126 179V178H125ZM160 179V178H159ZM187 179V178H186ZM189 179V178H188ZM197 179V177H196ZM226 179V180H227ZM10 182L15 181V179L11 180L10 177ZM34 180V179H32ZM51 179H49L50 182ZM89 180V181H90ZM97 180V179H96ZM109 180V181H110ZM128 180V178H127ZM177 180V179H176ZM193 180V179H192ZM225 180V181H226ZM46 181V180H45ZM45 181L43 183H45ZM80 181V180H79ZM78 181V182H79ZM85 181V180H84ZM116 181V180H113ZM124 183V180H122ZM3 182V181H2ZM53 182V181H52ZM57 182V180H56ZM59 182V181H58ZM74 182V181H73ZM77 182V181H75ZM74 182V183H75ZM77 182V183H78ZM82 182V180H81ZM119 183V181H117ZM121 182V181H120ZM131 182V181H130ZM168 182V181H166ZM195 182V181H194ZM194 182L192 181V186L194 185ZM221 182V183H220ZM258 186H257V183ZM6 183V182H5ZM9 183V181H8ZM7 183V184H8ZM17 183V182H16ZM19 183V180H18ZM25 183V181H24ZM24 183L21 182V185H25ZM36 182H34L35 184ZM47 183V182H46ZM51 183V182H50ZM49 183V184H50ZM73 183V184H74ZM76 183V184H77ZM83 183V182H82ZM80 183V184H82ZM89 183V182H88ZM113 183V182H112ZM122 183V184H123ZM173 183V182H172ZM190 183V182H189ZM188 183V184H189ZM196 183V182H195ZM196 185H199V184ZM225 183V182H224ZM1 183V186H3ZM6 184V185H7ZM14 184V183H13ZM28 184V183H27ZM26 184V185H27ZM30 184V183H29ZM33 184V181L32 183ZM58 184V183H57ZM64 184V183H63ZM66 184V183H65ZM64 184V185H65ZM72 184V182H71ZM85 185V183H83ZM82 185H77V187L79 186H83ZM104 184V183H103ZM117 184V183H115ZM114 184V185H115ZM119 184V185H122ZM10 185V184H9ZM22 185V186H23ZM87 185V184H86ZM85 185V186H86ZM94 185V184H93ZM131 185V184H130ZM191 185V184H190ZM194 185V186H196ZM12 186V185H10ZM32 186V185H31ZM45 186V185H44ZM69 186V185H68ZM74 186V185H73ZM138 186V185H137ZM202 186V185H201ZM217 186V185H216ZM15 187V186H14ZM13 187V189H14ZM24 188H26L25 186H23ZM28 187H30V185H28ZM33 187V186H32ZM49 187V186H48ZM76 189L78 190V188L76 186H74ZM117 187V186H116ZM120 188V186H118ZM122 187V186H121ZM129 187V185H128ZM228 187V188H226ZM9 188V187H8ZM16 188V187H15ZM66 188V187H65ZM64 188V189H65ZM84 188V186H83ZM103 188V187H102ZM105 188V187H104ZM196 188H198L196 186ZM195 188V189H196ZM201 188V187H200ZM11 189V188H10ZM9 189V190H10ZM12 189V190H13ZM52 189V188H50ZM68 189V188H67ZM80 191H84L83 194L85 193V190L80 188ZM117 189V188H116ZM28 190V189H26ZM47 190V189H46ZM106 190V188H105ZM194 192V189H192ZM200 190V189H199ZM204 190H206L204 188ZM15 193L16 190L14 189ZM18 191V189H17ZM22 191V190H21ZM19 191V192H21ZM25 192V190H23ZM44 191V190H43ZM42 191V192H43ZM118 193L119 190L117 189ZM122 191V190H121ZM134 191V190H133ZM150 191V190H149ZM29 192V191H28ZM31 192V191H30ZM54 192V191H52ZM79 192V191H78ZM111 192V191H110ZM115 192V191H114ZM124 192V191H123ZM155 192V191H154ZM190 192V191H189ZM14 193V192H13ZM27 193V192H26ZM36 193V192H35ZM39 193H41L39 191ZM59 193V192H57ZM65 193V192H64ZM68 193V192H67ZM75 193V192H74ZM117 193V192H116ZM115 193V194H116ZM128 193V192H127ZM195 193V192H194ZM207 193V192H206ZM204 192V196L206 198V194ZM7 194V193H6ZM23 194V193H22ZM33 194V193H32ZM42 194V193H41ZM45 194V193H44ZM48 194V193H47ZM76 194V193H75ZM74 194V196H75ZM78 194V193H77ZM109 194V193H108ZM114 194V193H113ZM129 194V193H128ZM148 194V193H147ZM146 194V195H147ZM165 194V193H164ZM196 194V193H195ZM198 194V192H197ZM202 194V193H201ZM206 194V195H205ZM19 195V194H18ZM43 195V194H42ZM65 195V194H64ZM68 195V194H66ZM81 194H78V196ZM111 195V194H109ZM119 195V194H118ZM203 195V194H202ZM3 197V195H0V197ZM10 196V195H9ZM33 196V195H32ZM39 196V195H37ZM41 196V195H40ZM39 196V198H40ZM46 196V195H45ZM108 196V195H107ZM115 196V195H113ZM121 196V195H120ZM130 196V195H129ZM137 195H135L136 197ZM165 196V195H163ZM200 195L198 194V197ZM218 196H223V200H224V205L225 207H227L231 212L228 215H224L225 212H223V210L220 208L218 209L216 205L218 204H222L220 202H218L216 199ZM42 197V196H41ZM44 197V196H43ZM42 197V198H43ZM81 197V196H80ZM85 197V196H84ZM127 197V196H126ZM141 197V196H140ZM151 197V196H150ZM208 197V198H209ZM42 198L41 201H42ZM46 198V197H45ZM51 198V197H50ZM55 198V197H54ZM61 198V197H60ZM66 198V197H65ZM68 198V197H67ZM112 198V197H111ZM134 198V197H133ZM180 198V197H179ZM178 198V199H179ZM196 198V196H195ZM204 198V199H205ZM2 199V198H1ZM17 199V198H15ZM23 199V198H22ZM29 199V198H28ZM48 199V197H47ZM47 199H43V200H47ZM79 199V198H78ZM86 199V198H85ZM97 199V198H95ZM115 199V198H114ZM125 199V198H124ZM150 199V198H149ZM198 199V198H197ZM200 199V197H199ZM202 199V198H201ZM200 199V200H201ZM203 199V200H204ZM207 199V198H206ZM205 199V200H206ZM260 199V200H259ZM5 200V199H4ZM8 200V199H7ZM20 200V199H19ZM60 200V199H59ZM71 200V199H70ZM82 200V199H81ZM80 200V201H81ZM102 200V199H101ZM109 200V199H108ZM112 200V199H110ZM121 200V199H120ZM132 200V198H131ZM180 200V199H179ZM227 200V201H225ZM231 200V201H230ZM33 201V200H32ZM64 201V200H63ZM69 201V199H68ZM67 201V203H69ZM76 201V200H74ZM84 201V200H82ZM86 201V200H85ZM84 201V202H85ZM94 201V200H93ZM92 201V202H93ZM106 201V200H105ZM115 201V200H114ZM118 201V200H117ZM139 201V200H138ZM150 201V200H149ZM235 201V202H234ZM20 202V201H19ZM18 202V204H19ZM59 202V201H58ZM90 203V200L88 201ZM87 202V204L89 205V203ZM104 202V201H103ZM113 202V201H112ZM125 202V201H124ZM133 202V201H132ZM203 203V201H201ZM208 202V200L205 201V203ZM24 203V202H23ZM22 203V204H23ZM36 203V202H35ZM44 203V201L42 202ZM49 202L47 201V203L45 202V204L47 205ZM63 203V202H62ZM73 204V201L71 202ZM111 203V202H110ZM119 203V202H117ZM141 203V202H140ZM143 203V202H142ZM197 203V202H196ZM201 203V204H202ZM209 203V202H208ZM3 204V203H2ZM38 204V203H37ZM40 204V203H39ZM56 204V203H55ZM65 204V202H64ZM71 204V205H72ZM77 204V203H76ZM75 204L76 208L77 205ZM81 204V203H80ZM92 204V203H91ZM90 204V206H91ZM94 204H97L96 201ZM101 204V203H100ZM99 204V205H100ZM107 204V203H106ZM126 204V203H125ZM130 204V203H129ZM133 204V203H132ZM200 204V205H201ZM43 205V204H41ZM45 205V206H46ZM50 207H52L51 209H55L53 208V206H51V203L49 204ZM48 205V206H49ZM61 205V203H60ZM59 205V206H60ZM74 205V204H73ZM85 205V204H84ZM98 205V204H97ZM109 205V204H107ZM121 205V204H120ZM124 205V204H123ZM198 205V204H197ZM204 206V203L202 204ZM20 206V205H19ZM45 206H42L45 208ZM67 206V204L65 205ZM81 206V205H80ZM111 206V205H110ZM122 206V205H121ZM125 206V205H124ZM130 206V205H129ZM132 206V205H131ZM202 206V207H203ZM206 206V205H205ZM205 206L203 207L202 210L205 211ZM208 206V204H207ZM210 206V203H209ZM16 207V206H15ZM21 207V206H20ZM49 207V208H50ZM55 207V206H54ZM62 207V206H61ZM60 207V208H61ZM64 207V205H63ZM103 207V206H102ZM105 207V206H104ZM117 207V205H116ZM120 207V206H119ZM139 207V206H137ZM136 207V209H137ZM194 207V206H193ZM222 207V206H221ZM11 208V207H10ZM41 208V206H40ZM49 208H45L48 209V211L50 212L51 210H49ZM84 208V206H83ZM91 208V207H90ZM96 208V207H95ZM100 208V207H98ZM106 208V207H105ZM209 208V207H208ZM217 208V210H216ZM1 209V208H0ZM22 209V208H21ZM28 209V207H27ZM26 209V210H27ZM30 209V208H29ZM28 209V210H29ZM39 209V208H38ZM62 209V208H61ZM65 209V208H64ZM120 209V208H119ZM129 208H127L128 210ZM227 209V210H228ZM6 210V208L4 209ZM3 210V212H4ZM27 210V211H28ZM34 209H32L33 211ZM41 210V209H40ZM60 210V209H58ZM57 210V214L61 213L59 211L58 213ZM66 210V209H65ZM86 210V209H85ZM92 211V209H90ZM90 210L89 213L91 212ZM94 210V209H93ZM116 210V209H115ZM133 210V209H132ZM209 210V209H208ZM209 210V211H210ZM8 211V210H7ZM16 211H18V213L21 211H19L18 209H16ZM56 210H54L52 213H55ZM64 211V210H61ZM99 211V210H98ZM118 211V208H117ZM116 211V212H117ZM123 209H122V213H123ZM209 211H207L209 213ZM6 212V211H5ZM4 212V213H5ZM10 212V211H9ZM35 212V210H34ZM33 212V213H34ZM39 212V211H38ZM36 212V213H38ZM67 212V211H65ZM69 212V211H68ZM87 212V211H86ZM94 213V211H92ZM96 212V211H95ZM112 212V211H111ZM115 212V211H114ZM137 212V210L135 211ZM207 212L205 211V213L207 214ZM2 213V211H1ZM7 213V212H6ZM13 213V210L10 212ZM9 213V214H10ZM23 213V212H22ZM50 212V214H52ZM103 213V212H101ZM139 213V212H138ZM212 213V212H211ZM232 213V214H231ZM27 214V213H26ZM25 214V215H26ZM104 214V213H103ZM106 214V213H105ZM120 214V213H119ZM125 215V212L123 213ZM137 214V213H136ZM213 214V213H212ZM226 214V213H225ZM11 215V214H10ZM13 215V214H12ZM15 215V214H14ZM13 215V216H14ZM19 215V214H18ZM24 215V217H25ZM29 215V214H28ZM113 215V214H112ZM111 215V217H112ZM128 215V214H127ZM132 215V213H131ZM134 215V213H133ZM138 215V214H137ZM231 215V219L233 221H238L236 223L235 226H233L231 224V221L229 220V217ZM17 216V215H16ZM34 216V215H33ZM54 216V215H53ZM64 216V214H63ZM67 216V215H66ZM114 216V215H113ZM130 216V214H129ZM151 216V215H149ZM157 216V215H156ZM155 216V217H156ZM159 216V214H158ZM163 216V215H161ZM209 216V215H208ZM234 216V218H233ZM10 217V216H9ZM18 217V216H17ZM16 217V218H17ZM22 217V216H21ZM23 217V218H24ZM31 217V215H30ZM28 216V218H30ZM41 217V216H40ZM43 217H45L43 215ZM50 217V215H49ZM48 217V218H49ZM52 217V216H51ZM59 217V215L57 216ZM92 217V216H91ZM105 217V216H104ZM120 217V216H119ZM122 217V216H121ZM127 217V216H125ZM198 217V216H197ZM20 218V217H19ZM35 218V217H34ZM37 218V217H36ZM47 218V217H46ZM54 218V217H53ZM96 218V216H95ZM131 218V217H130ZM133 218V217H132ZM131 218V219H132ZM210 218V217H209ZM217 218V217H216ZM39 219V218H37ZM42 219V218H41ZM58 219V218H57ZM60 219V218H59ZM65 219V218H64ZM68 219V218H67ZM88 219V218H87ZM114 218L112 217V220ZM116 219V218H115ZM122 219V218H121ZM123 219H125L123 217ZM142 219V218H141ZM140 219V221H141ZM220 219V218H219ZM8 220V219H7ZM10 220V218H9ZM12 220V219H11ZM21 220V218H20ZM34 220V219H33ZM51 221L52 218L50 219ZM63 220V218H62ZM76 220V219H75ZM93 220V219H92ZM120 220V219H118ZM127 219H125L126 222ZM129 220V218H128ZM135 221V218L133 219ZM139 220V219H138ZM187 220V219H185ZM211 220V219H210ZM213 220V219H212ZM15 221V220H14ZM28 221V220H27ZM49 221V219H48ZM61 221V220H60ZM111 221V219H110ZM6 222V221H5ZM16 222V221H15ZM29 222V221H28ZM54 222V221H53ZM62 222V221H61ZM79 222V221H78ZM85 222V221H84ZM107 222V221H106ZM114 222H116L114 220ZM124 222V221H123ZM146 222V221H144ZM3 223V222H2ZM37 223V222H36ZM64 223V222H63ZM94 224V222H92ZM120 223V222H119ZM141 223V222H140ZM159 223V222H158ZM6 224V223H5ZM13 224V223H12ZM23 224V223H21ZM35 224V223H34ZM39 224V223H38ZM43 224V223H42ZM40 223V225H42ZM57 224V223H56ZM67 224V223H66ZM77 224V223H76ZM80 224V223H79ZM85 224V223H84ZM107 224V223H106ZM117 224V223H116ZM123 224V223H122ZM131 224V223H130ZM139 224V223H138ZM221 224V223H220ZM49 225V224H48ZM51 225V223H50ZM61 226V224L59 223L57 225V230H58V226ZM72 225V223H71ZM98 225V224H96ZM109 225V224H108ZM118 225V224H117ZM223 225V224H222ZM260 225V226H259ZM15 226V225H14ZM45 226V225H44ZM54 226H56L54 224ZM88 225L86 224V227ZM111 226H112V222H111ZM108 226V227H111ZM127 226V225H126ZM207 226V225H206ZM251 226V228H250ZM40 227V226H39ZM46 227V226H45ZM50 227V226H48ZM47 227V228H48ZM64 227V226H63ZM62 227V230H63ZM94 227V225H93ZM106 227V226H105ZM123 227V226H122ZM130 227H133L132 224ZM143 227V226H142ZM221 226H219L218 228H220ZM37 228V227H36ZM55 228V227H52ZM61 228V227H60ZM90 228V227H89ZM112 228V227H111ZM140 228V227H139ZM144 228V227H143ZM224 228V227H223ZM221 228V229H223ZM250 228V231L246 230ZM253 228V229H252ZM51 229V228H49ZM88 229V228H87ZM95 229V228H94ZM92 229V230H94ZM115 229V228H114ZM121 229V228H120ZM134 229V228H133ZM146 229V228H145ZM155 229V228H153ZM23 230V229H22ZM65 230V228H64ZM100 230V229H99ZM123 230L125 231V229L123 228ZM142 230V229H141ZM203 230V229H202ZM218 230V229H217ZM37 231V230H36ZM60 231V230H58ZM83 231V230H82ZM113 231V230H112ZM118 231V230H117ZM143 231V230H142ZM155 231V230H154ZM153 231V232H154ZM159 231V230H158ZM33 232H35V230H33ZM90 232V231H89ZM94 232V231H92ZM109 232V231H108ZM148 232V231H147ZM150 232V231H149ZM225 232V231H224ZM222 232V233H224ZM12 233V232H11ZM91 233V232H90ZM105 233V232H103ZM112 232H110L111 234ZM132 233V232H131ZM146 233V232H145ZM158 233V232H157ZM221 233V235H223ZM226 233V232H225ZM224 233V234H225ZM14 234V233H13ZM39 234V233H38ZM88 234V233H86ZM95 234V233H94ZM139 234V233H138ZM148 234V233H147ZM228 234V233H227ZM240 234V233H239ZM1 235V234H0ZM3 235V234H2ZM7 235V234H6ZM11 234H9L10 236ZM19 235V234H17ZM26 235V234H25ZM47 235V234H46ZM78 235V234H77ZM85 236V234H82ZM91 235V234H89ZM113 236L115 234H112ZM120 235V233L118 234ZM140 235V234H139ZM145 235V234H144ZM150 235V234H149ZM231 236H233L230 233ZM229 235V237H230ZM8 236V235H7ZM13 236V235H12ZM29 236V235H28ZM33 237V235H31ZM36 236V235H35ZM57 232H56V235ZM54 236V237H55ZM96 236V234H95ZM94 236V237H95ZM105 236V235H104ZM116 236V235H115ZM122 236V235H121ZM124 236V235H123ZM132 236V234H131ZM154 236V235H153ZM160 236V234H159ZM166 236V235H165ZM164 236V237H165ZM225 236V235H224ZM236 237V235H234ZM19 237V236H18ZM80 237V236H79ZM87 237V236H86ZM92 237V236H91ZM108 237V236H107ZM111 237V236H110ZM117 237V236H116ZM115 237V238H116ZM120 237V236H119ZM212 237V236H211ZM222 237V236H221ZM20 238V237H19ZM31 238V237H30ZM35 238V237H34ZM34 238H32L34 240ZM44 238V237H43ZM60 238V237H58ZM57 238V239H58ZM81 238V237H80ZM96 238V237H95ZM94 238V239H95ZM126 238V237H125ZM238 237H236L237 239ZM9 239V238H8ZM27 239H29L27 237ZM26 239V240H27ZM31 239V240H32ZM57 239H55L53 242H59L60 239L57 241ZM63 239V238H62ZM83 239V238H82ZM81 239V240H82ZM87 239V238H86ZM92 239V238H91ZM109 239V238H108ZM114 239V237H113ZM118 240L121 239L117 238ZM123 239V238H122ZM122 239L120 240V242L122 241ZM135 239V238H134ZM223 239V238H222ZM228 239V238H227ZM231 239V237H230ZM233 239V238H232ZM235 239V238H234ZM25 240V239H24ZM25 240V241H26ZM90 240V238H89ZM116 240V239H115ZM128 240V239H127ZM132 240V239H131ZM141 242V239H139ZM177 240V239H176ZM224 240V239H223ZM21 241V240H20ZM84 239L83 242L81 243V245L84 243ZM93 241V240H92ZM91 241V242H92ZM95 241H97L95 239ZM125 241V239H123V242ZM136 241V240H135ZM143 241V240H142ZM154 241V240H153ZM157 241V240H156ZM222 241V240H220ZM235 241V240H234ZM6 242V241H5ZM30 242L31 241H27ZM35 242V241H33ZM38 242V241H36ZM49 242V241H48ZM52 242V241H51ZM52 242V243H53ZM87 242V240H86ZM90 243V241H88ZM98 242V241H97ZM114 242V241H113ZM113 242L111 244H113ZM119 242V241H118ZM127 242V241H126ZM137 242V241H136ZM162 242V241H161ZM175 242V241H174ZM187 242V241H186ZM237 243V240L235 241ZM19 243V242H18ZM32 243V242H31ZM40 243V242H39ZM60 243H63L62 241ZM66 243V242H65ZM94 243V242H93ZM105 243V242H104ZM129 240L127 243H125L126 245L129 244ZM135 243V242H134ZM133 243V244H134ZM223 244V242H221ZM240 243V242H239ZM238 243V244H239ZM11 244V243H10ZM16 244V243H15ZM24 244V243H21ZM56 245H58L57 243H55ZM53 244V246L55 245ZM85 244V243H84ZM102 244V243H101ZM99 244V245H101ZM115 244V243H114ZM120 244V243H119ZM119 244H116L118 246H120ZM140 244V243H139ZM31 245V244H30ZM47 245V244H45ZM52 245V244H51ZM60 245V244H59ZM95 245V244H94ZM107 245V244H106ZM123 245V244H122ZM130 246H132V244H129ZM169 245V244H168ZM4 246V245H3ZM14 246V245H13ZM32 246V245H31ZM30 246V247H31ZM62 246V245H61ZM84 246V245H82ZM91 248L94 247L92 245H90ZM89 246V247H90ZM111 246V245H110ZM115 246V245H114ZM113 246V247H114ZM129 246V247H130ZM134 248L136 246H139L138 243L137 245H133ZM141 246V245H140ZM139 246V247H140ZM153 246V243L152 245ZM172 246V245H171ZM226 246V245H225ZM239 246V245H238ZM9 247V245H8ZM17 247V246H14ZM40 247V246H39ZM52 247V246H50ZM121 247V246H120ZM119 247L120 250H122ZM128 247V245H127ZM126 247V248H127ZM138 247V251L142 250L139 249ZM149 247V246H148ZM147 247V248H148ZM36 248V247H34ZM47 248V247H46ZM45 248V249H46ZM59 248V247H58ZM61 248V247H60ZM117 248V247H115ZM124 248V247H123ZM133 248V249H134ZM141 248V247H140ZM160 248V247H159ZM169 248V247H168ZM167 248V249H168ZM173 248V247H172ZM176 248V247H175ZM227 248V246L225 247V249ZM232 248V246L230 247ZM3 249V248H2ZM16 249V248H15ZM19 249V247H18ZM33 249V248H32ZM87 249V248H86ZM98 249V248H97ZM118 249V248H117ZM130 249L128 248V250H125V252H129L126 255H130ZM131 249V250H133ZM146 249V247L144 248ZM161 249V248H160ZM237 249V248H236ZM27 250V249H25ZM59 250V249H58ZM90 250V249H89ZM104 250V248L102 249ZM101 250V251H102ZM186 250V249H185ZM233 249H231L232 251ZM5 251V250H4ZM13 251V250H12ZM43 251V250H42ZM88 251V250H87ZM86 251V252H87ZM92 251V249H91ZM95 251V250H94ZM99 251V249H98ZM100 251V252H101ZM161 251V250H160ZM159 251V252H160ZM172 250L169 251V253ZM179 251V250H177ZM225 251V250H224ZM226 251H229L228 248ZM230 251V252H231ZM251 251V250H250ZM263 251V250H262ZM39 252V251H38ZM85 252V253H86ZM104 252V251H103ZM114 252V250L112 251ZM150 252V251H149ZM175 252V251H174ZM31 254L33 252H30ZM46 253V250H45ZM44 253V254H45ZM93 253V252H92ZM97 253V252H96ZM95 253V254H96ZM119 253V252H118ZM133 254V251L131 252ZM146 253V250L144 252V255ZM148 253V251H147ZM164 253V252H163ZM177 253V252H176ZM183 253V252H182ZM234 253V252H233ZM37 254V253H36ZM35 254V255H36ZM41 254V253H40ZM40 254H38L40 257ZM69 254V253H68ZM78 254V253H77ZM87 254V253H86ZM168 254V253H167ZM164 254V255H167ZM171 254V253H170ZM2 255V253L0 254ZM6 255V253H5ZM66 255V254H65ZM84 255V253L82 254ZM89 255V254H88ZM112 255V254H111ZM125 255V256H126ZM134 255V254H133ZM132 255V256H133ZM140 255H143V253H141ZM143 255V256H144ZM156 255V254H155ZM163 255V256H164ZM176 255V254H175ZM228 257V253L226 254ZM22 256V255H21ZM25 256V255H24ZM29 256V255H28ZM135 256V255H134ZM133 256V257H134ZM152 257L154 255H151ZM158 256V255H157ZM162 256V257H163ZM174 256V255H173ZM192 256V255H190ZM233 256V255H232ZM1 257V256H0ZM37 257V256H36ZM37 257V258H38ZM57 257V256H56ZM84 257V256H83ZM87 257V256H86ZM113 257V256H112ZM131 257V256H129ZM131 257V258H133ZM176 257V256H175ZM182 257V256H181ZM240 257L242 258V256L240 255ZM46 258V256H45ZM95 258V256H94ZM117 257H115L116 259ZM128 258V257H126ZM125 257L122 259L127 260ZM149 258V257H148ZM147 255L145 257V260L148 259ZM159 258V257H158ZM174 258V257H173ZM185 258V257H184ZM183 258V259H184ZM193 258V257H192ZM230 258V257H229ZM234 258V257H233ZM251 258V257H250ZM253 261H249L251 264H258V260L254 259V256L252 257ZM251 258V259H252ZM61 259V258H60ZM75 259V258H74ZM150 259V258H149ZM153 259V258H152ZM168 259V258H167ZM176 259V258H175ZM195 260H197L194 257ZM205 259V258H204ZM228 258H226L227 260ZM262 259V258H261ZM3 260V259H1ZM2 264L5 263L3 261H1ZM8 260V259H6ZM32 260V259H31ZM86 260V259H85ZM92 260V259H91ZM96 260V259H95ZM106 260V259H104ZM103 260V261H104ZM110 260V259H109ZM118 260V259H117ZM161 260V259H160ZM166 260V258H165ZM172 260V259H171ZM193 260V259H192ZM202 260V259H201ZM245 260V259H244ZM5 261V260H4ZM10 261V259H9ZM44 260H42L43 262ZM112 261V260H110ZM110 261H108V263L110 264ZM116 261V260H115ZM120 261V260H119ZM122 261V260H121ZM128 261L129 258H128ZM158 261V260H157ZM162 261V260H161ZM174 261V260H173ZM238 263H239V258L237 259ZM8 262V261H7ZM74 262V260H73ZM87 262V261H86ZM98 262V261H97ZM155 262V261H154ZM165 262V261H164ZM167 262V261H166ZM175 262V261H174ZM173 262V264H174ZM189 262V261H188ZM31 263V262H30ZM29 263V264H30ZM33 263V262H32ZM41 263V262H40ZM101 263V262H100ZM115 263V262H114ZM121 262H118V264ZM131 263V261H130ZM145 263V262H144ZM147 263V262H146ZM233 263V262H232ZM1 264V263H0ZM7 264V263H6ZM43 264V263H42ZM81 264V263H80ZM96 264V263H95ZM113 264V263H111ZM116 264V263H115ZM124 264V262L122 263ZM141 264V263H139ZM170 264V263H169ZM178 264V263H177ZM235 264V262H234Z\"/></svg>",
    "mask_w": 264,
    "mask_h": 264
},
{
    "label": "water",
    "instance_id": "3",
    "mask_svg": "<svg viewBox=\"0 0 264 264\" xmlns=\"http://www.w3.org/2000/svg\"><path fill=\"white\" fill-rule=\"evenodd\" d=\"M132 0H126V13H125V18L127 16L128 10L130 11V3ZM129 17V16H128ZM33 27L36 29V33L34 34L35 38H32L30 34L27 33V29L32 30L30 27H28V24L23 21L22 16L20 14H14L13 16L9 15L8 18V24H7V31H6V36L5 40L7 38H16L18 42V46H20L23 50L26 51H32L33 49L39 46V43L41 44V50L44 52V57L46 56V59L42 64L46 68H51V70H60L59 69V64L63 63L65 67L63 68L65 72H68L72 74L74 77L72 82H67L65 81L64 77L59 78V82L57 84V88L51 90L50 92H54L55 95H62V96H70L71 94L74 95V91L76 89H81V84L79 79L77 78L76 75H82L83 73L86 74V63L84 60H89L90 58H102L105 56H113L117 54L123 47L124 45V40L126 39V34L128 35L130 33H124V28H126V24L123 21L120 29L117 31L114 37L106 40V41H86L82 40L79 37H75L71 35L64 36L59 34L55 29L43 25L41 22H39L37 19H33ZM10 27V30H9ZM127 29V28H126ZM128 32V31H127ZM74 37V38H73ZM60 46V49H59ZM62 47V48H61ZM13 48V44L11 47L8 48L7 51H2L0 50V87L1 89H6L7 91L12 87V83H18L19 79H25L26 77V71L28 73V70L24 67L18 68V80H15L16 78V70H14L15 78L7 79V77L2 76L4 73L3 71L6 70L8 67V59H10V56H8L9 49ZM63 50V51H62ZM6 52V53H5ZM63 52V53H61ZM64 57L63 60L62 56ZM43 55L41 54L40 58ZM85 57L86 59H84ZM51 59L52 64H47L48 60ZM70 59L72 62H70ZM65 62H61V61ZM61 62V63H58ZM8 63V64H7ZM28 63V62H27ZM56 67H58L56 69ZM84 70V72H83ZM25 71V72H24ZM29 74V73H28ZM88 75V74H86ZM29 79V77L27 78ZM9 80V81H8ZM83 86V85H82ZM14 88V87H12ZM84 88V87H83ZM86 88V87H85ZM37 88H34L29 91V93H25L26 96H36L38 95L39 91L36 90ZM39 89V88H38ZM20 90V89H18ZM87 91V89H85ZM24 92V91H23ZM43 93V92H42ZM24 95V94H23Z\"/></svg>",
    "mask_w": 264,
    "mask_h": 264
},
{
    "label": "trees",
    "instance_id": "4",
    "mask_svg": "<svg viewBox=\"0 0 264 264\" xmlns=\"http://www.w3.org/2000/svg\"><path fill=\"white\" fill-rule=\"evenodd\" d=\"M104 1H106L109 5L113 6L116 9V11H117L116 19H117V21H116V24H114V25L117 26L118 25V20L120 18V13H121V3H120V1L119 0H104ZM85 3H87V5H85V7L83 6L84 8H86V7H90V8L94 7L93 3L84 2V4ZM84 4L82 3V5H84ZM75 5H78V3L75 4ZM3 16H4V12L2 10V6L0 5V21L3 18ZM98 23L100 24V22H98ZM102 26H104L103 29H105V37H110L111 33H112V30H113V28H112L113 27V22H112V20L110 19L109 16L106 17V22H105V24H102Z\"/></svg>",
    "mask_w": 264,
    "mask_h": 264
}]
</instances>
